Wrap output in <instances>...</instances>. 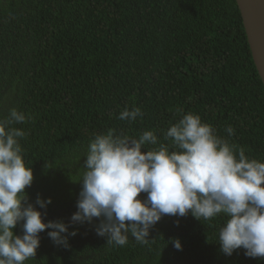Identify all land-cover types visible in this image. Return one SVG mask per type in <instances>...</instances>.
I'll return each mask as SVG.
<instances>
[{"label": "trees", "instance_id": "obj_1", "mask_svg": "<svg viewBox=\"0 0 264 264\" xmlns=\"http://www.w3.org/2000/svg\"><path fill=\"white\" fill-rule=\"evenodd\" d=\"M125 107L143 116L117 119ZM11 108L31 117L15 125L27 132L19 142L33 171L29 200L51 197L43 219L77 233L65 248L41 232L24 264H264L243 249L219 250L223 214L165 215L148 245L130 233L124 246L107 244L96 218L69 223L88 145L108 128L134 137L152 130L169 145L164 132L192 112L264 162V84L235 0H0V119ZM13 231L22 233L19 225Z\"/></svg>", "mask_w": 264, "mask_h": 264}, {"label": "clouds", "instance_id": "obj_2", "mask_svg": "<svg viewBox=\"0 0 264 264\" xmlns=\"http://www.w3.org/2000/svg\"><path fill=\"white\" fill-rule=\"evenodd\" d=\"M142 116L141 108L125 107L117 119L132 123ZM28 119L16 108L0 119V264H24L34 258L45 230L54 245L65 248L68 238L77 234L63 220L43 219L41 209L51 197L37 195L35 204L28 198L33 171L25 164L19 142L27 132L15 126ZM225 131L228 136L234 133L231 126ZM164 139L170 144L159 143L152 130L138 137L114 128L96 133L84 156L85 171L69 223H92L96 218L95 233L106 237L107 244L124 246L130 233L139 244L148 245L150 230L165 215L190 214L209 221L223 214L219 250L231 256L243 249L246 257L264 258V162L246 157L244 148L218 136L192 112L172 123ZM141 193L146 195L141 198ZM17 225L21 234L13 231ZM170 242L182 250L179 238Z\"/></svg>", "mask_w": 264, "mask_h": 264}, {"label": "water", "instance_id": "obj_3", "mask_svg": "<svg viewBox=\"0 0 264 264\" xmlns=\"http://www.w3.org/2000/svg\"><path fill=\"white\" fill-rule=\"evenodd\" d=\"M257 72L264 84V0H235Z\"/></svg>", "mask_w": 264, "mask_h": 264}, {"label": "rangeland", "instance_id": "obj_4", "mask_svg": "<svg viewBox=\"0 0 264 264\" xmlns=\"http://www.w3.org/2000/svg\"><path fill=\"white\" fill-rule=\"evenodd\" d=\"M163 234L168 235L165 231H163ZM170 237V235H168Z\"/></svg>", "mask_w": 264, "mask_h": 264}]
</instances>
